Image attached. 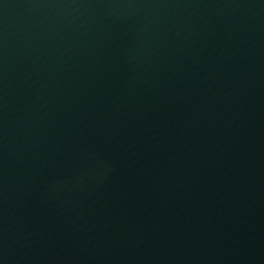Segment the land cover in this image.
<instances>
[{"label": "water", "instance_id": "1", "mask_svg": "<svg viewBox=\"0 0 264 264\" xmlns=\"http://www.w3.org/2000/svg\"><path fill=\"white\" fill-rule=\"evenodd\" d=\"M0 264H264V0H0Z\"/></svg>", "mask_w": 264, "mask_h": 264}]
</instances>
